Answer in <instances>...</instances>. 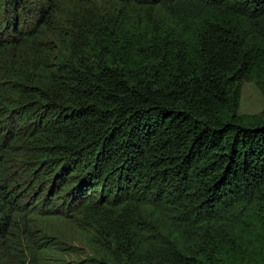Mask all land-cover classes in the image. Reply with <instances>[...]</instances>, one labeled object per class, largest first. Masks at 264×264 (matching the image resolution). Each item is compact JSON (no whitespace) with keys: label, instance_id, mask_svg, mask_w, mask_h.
Instances as JSON below:
<instances>
[{"label":"trees","instance_id":"obj_1","mask_svg":"<svg viewBox=\"0 0 264 264\" xmlns=\"http://www.w3.org/2000/svg\"><path fill=\"white\" fill-rule=\"evenodd\" d=\"M246 80L264 95V0H0V240L22 178L117 264H264Z\"/></svg>","mask_w":264,"mask_h":264},{"label":"rangeland","instance_id":"obj_2","mask_svg":"<svg viewBox=\"0 0 264 264\" xmlns=\"http://www.w3.org/2000/svg\"><path fill=\"white\" fill-rule=\"evenodd\" d=\"M264 111V95L253 80L242 83L240 114H260ZM20 160H28L23 155ZM21 175L20 167L17 168ZM21 178L17 184L20 212L0 240V264H117L114 257L106 258L104 246L95 230L81 215H65L35 210L36 192L27 196L28 187ZM99 243L94 254L91 244ZM108 251V250H107ZM106 255V256H105Z\"/></svg>","mask_w":264,"mask_h":264}]
</instances>
